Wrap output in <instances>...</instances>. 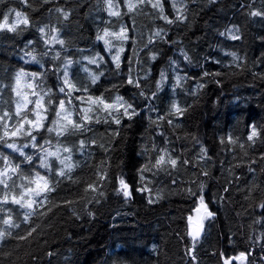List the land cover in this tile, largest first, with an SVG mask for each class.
<instances>
[{"label": "trees", "instance_id": "16d2710c", "mask_svg": "<svg viewBox=\"0 0 264 264\" xmlns=\"http://www.w3.org/2000/svg\"><path fill=\"white\" fill-rule=\"evenodd\" d=\"M31 3L36 10L23 0L0 4V22L5 14H9V23L14 21L12 9L28 14L32 21L30 27L21 25L24 30L18 34L0 31V71L13 79L19 69L30 73L40 68L36 72L46 73V86L56 89V82L61 83L57 77L66 59L65 47L68 60L74 51L86 52L101 44L97 33L108 28L111 16L105 0ZM184 5L187 18L174 24L158 19V12L147 4L131 13L139 14L137 21L126 17L132 40L123 59V82L113 87V81L102 80L92 91L99 95L106 89L119 90L139 115L131 120L124 117L119 125L110 124L119 135L105 136L104 148L89 145L82 151L83 160L70 173L78 183L65 179L51 193L59 206L47 215H39L47 211L41 207L24 222L26 209L4 205L12 209L10 215H15L13 221L20 227L8 228L12 235L0 241V264H223L224 258L254 251L261 261L256 263L258 258L249 256L248 264H264V209L258 206L264 201V160L260 159L264 155V17L249 15L264 10V0H186ZM57 8L67 11L68 18ZM165 14L169 18L177 14L171 0H165ZM44 25L60 30L63 47L44 44L36 31ZM234 28L239 29L241 39L229 37ZM160 29L161 35L155 36ZM45 51L46 56L42 55ZM29 52L42 60L40 65L31 60ZM57 52L60 59L53 60ZM155 52L160 57L154 69L147 71L141 63ZM178 64L183 68L180 77H187L181 80L180 91L182 106L188 111L169 125V108L155 102L152 93L157 91L160 73ZM129 70L140 80V88L127 83ZM205 72L221 75L204 76ZM8 93L12 102L17 99L10 88ZM159 116L165 119L158 120ZM251 125L261 130L255 144L247 141ZM78 136L61 139L71 145ZM229 136L236 142L228 143ZM52 140L55 144L54 135ZM159 148L168 149L177 158V166L153 168L144 173L147 180L141 181L138 170L151 167L149 162L155 161ZM5 152L12 155L0 144V153ZM39 153L29 150L34 157ZM185 160L189 163L184 164ZM98 169L106 173V179L99 181L97 191H85ZM121 178L132 190L130 199L117 192ZM145 185L149 191L137 190ZM201 197L207 206L204 211L214 215L204 219L203 237L193 247L188 217L193 221L197 209L203 210ZM65 200L72 203L66 205ZM7 215L0 212V216ZM6 227L0 223V230ZM32 227L36 231L27 240L16 238Z\"/></svg>", "mask_w": 264, "mask_h": 264}, {"label": "snow or ice", "instance_id": "6c2138e0", "mask_svg": "<svg viewBox=\"0 0 264 264\" xmlns=\"http://www.w3.org/2000/svg\"><path fill=\"white\" fill-rule=\"evenodd\" d=\"M49 2L50 0H43V3ZM211 2L215 3V0H211ZM2 3H4V0H0V4ZM23 3L28 7H32L33 10H36L31 0H23ZM105 3L107 4L106 10L109 16L117 17L118 19H122L123 15L127 13L136 11L140 4L151 5V7L158 12L157 18L162 19L167 24L182 22L187 18L184 15L186 6L183 4V0H171V6L177 13L172 18H169V16L165 14V0H136L135 3L133 0H105ZM120 4L124 5L127 9V13L120 10ZM178 4L180 5L179 7ZM56 11L61 13L64 19H67L69 16V13L64 9L57 8ZM11 12L15 13L14 21L9 23V14L3 15L2 22H0V31L6 30L18 34L20 31L24 30L20 27L21 25L25 26V28L32 25V21L28 14L22 11H16L15 9L10 10V13ZM249 15L264 17V10H253L250 11ZM36 31L41 34V39H43L46 46L50 44H59L63 47L65 45V40L60 38V30L58 28H50L48 25H44L37 27ZM53 32L55 35H51ZM162 32L163 29H160L154 35L160 36ZM221 35H225V33H221ZM228 35L232 40L241 39L238 28L229 30ZM45 37L47 38L45 39ZM106 37H113L115 40L121 42V46L117 49L116 54L112 56V61L115 64L116 70H120V53L124 51L122 46L123 43L130 39L129 28L121 24L118 31H111V29L105 28L102 34L97 33L96 39L103 41L106 49L111 52L112 48L116 47V45L113 44L112 39H106ZM151 42L150 39L149 43ZM29 44H31V41H29ZM27 55L31 56V60L35 63H40L37 57L32 55L31 52L27 53ZM42 55H48V51H45ZM231 55L236 59L235 53H231ZM152 58L155 59V56ZM52 59H60V53L57 52ZM86 59H88L90 64L98 63L95 57ZM99 59L103 61V57H99ZM185 59L189 58L185 56ZM73 63V61L65 59L62 73L57 77L61 82L58 88L61 97H56L53 95L51 89H45L43 87V81L46 75L45 72L29 73L24 69H19L15 72L14 84L8 86L15 93L17 99L12 102L14 104V109L9 108L7 111L0 109V144L10 149L12 153H17L18 157L14 159L10 154L0 153V212L9 213L7 218L0 216V223L7 226L5 229L0 230V241L12 235V233L8 231V228L20 227L19 224L13 221L10 215L12 209H6L4 205L11 203L21 209H26L24 212V222H28L33 215L37 214V209L47 207L46 212L39 213V215L44 216L47 215V212H51L53 207L59 206L55 204L50 197L51 193L55 192L65 179L73 183H78V181L73 180V177L70 175L74 168L79 167V162H73V150L76 148V143L74 142L69 145L61 139L62 137L83 135L91 131L89 127L90 124L101 122V112L106 114L103 117L104 123L112 122L117 125L121 123L124 117L131 120L139 115L134 105L128 100H125L122 96L117 95L113 98L105 97L103 94L93 95L89 91V86L87 84L80 83L73 78L72 73L69 71ZM55 71L59 72L60 69H55ZM84 71L87 72L88 69L85 68ZM102 75H104L103 72L98 75L92 74L91 83L96 84ZM203 75L219 76L221 73L205 72ZM182 79H187V77H176L174 89L175 87H182ZM164 80L165 74L161 72L160 81L157 82V91L152 93L153 97H156L157 92L162 89ZM217 82L219 83V81ZM127 83L135 88L141 87L140 80L132 75L131 70H129L128 73ZM113 87L116 86L114 85ZM197 87L203 88L204 85L198 84ZM24 88L30 89L31 91H24ZM105 91L108 90L106 89ZM76 93H81V95H76ZM139 94L144 95V92L141 91ZM192 94L195 95V93ZM75 101H78L79 104L74 103ZM150 110L154 111L155 109L153 108ZM187 111L188 107H183L173 101L167 113V116L171 117L167 120V123L173 125L174 119L183 116ZM157 119L164 120L165 117L159 116ZM42 132L48 134L47 137H40L43 139V144H41L40 139H38V135ZM53 134L55 136V144H53L52 140ZM113 135H119V132H114ZM260 137L261 130H258L257 125H251L247 141L251 144H255L256 140L260 139ZM20 140L24 142L17 143V141ZM227 142L235 143L236 141L233 137L229 136L227 137ZM221 143H224V139L221 140ZM90 144H96V141L79 140V148L77 150L83 151ZM98 146L100 148L105 147L104 144H99ZM29 147L37 149L42 153V155H39L37 158L40 161L39 168L45 170L43 173L34 166L33 156L24 151V149ZM153 147L155 148V146ZM156 151L158 155L155 161L149 162L151 167L145 165L138 170L141 181L147 180L144 173L146 171H151L153 168L164 170L166 166L172 168L177 166V158H173L168 149L159 148L156 149ZM201 152L206 155V149L203 147L201 148ZM260 159L264 160V155H262ZM54 162H58L59 167H55ZM183 163L188 164L189 161L185 160ZM101 164H103V161ZM25 165L30 166L27 171H25ZM249 170L252 171L253 169L250 168ZM204 174L207 175V172ZM104 179H106V173H104L102 169H98L96 179L87 183L85 191H97L99 181ZM17 180L20 181L19 184H17ZM119 185L120 187L117 189V192L122 194L126 200L130 199L132 190L129 184L121 178L119 180ZM137 190L142 192L149 191L146 185ZM148 202L153 203L154 201L149 197ZM64 203L67 205L71 204L72 201L65 200ZM201 205L206 210L207 206L203 205V197H201ZM258 206L264 209V201ZM197 211H199V209H197ZM89 215H91V213H89ZM213 215L212 212L206 211V216L201 218V222L196 225L194 230L192 229L193 218L191 216L188 217L190 228L188 234L192 236L193 247L203 229L202 220L212 217ZM35 231L36 227H32L26 234L19 235L16 238L27 240ZM250 254L251 253L240 252L238 256L224 258L223 264H233V261H247ZM48 255H52V253L49 252ZM193 259H195V257H193Z\"/></svg>", "mask_w": 264, "mask_h": 264}, {"label": "rangeland", "instance_id": "374dc122", "mask_svg": "<svg viewBox=\"0 0 264 264\" xmlns=\"http://www.w3.org/2000/svg\"><path fill=\"white\" fill-rule=\"evenodd\" d=\"M133 2L135 3L136 0H133ZM186 2V0H183V4ZM142 6H146V4H141V8ZM180 5L178 4V7ZM120 10L124 13H127V9L126 8H122L120 7ZM139 16V14H138ZM138 16H133V14L131 13H127L125 15H123L122 19H118L117 17H110V19H108V28L111 29V31H118L121 24L126 25L128 28L129 26L127 25L128 21L126 20V17L131 19L134 17L135 21H137ZM117 23L119 26H117ZM129 36H130V29H129ZM106 39H112L113 44L116 45V47L112 48V51L109 52L103 41H100L101 44L98 43L97 46H95L93 49L90 50H86V52H83L82 50H77L74 51L71 55H68V60L71 61H77L78 62V67L76 64H72L69 71L72 73L73 78L78 80L80 83L83 84H87L89 86V91L93 94L94 92L92 91L93 86L97 85L98 82H101L102 80H109V81H113L114 85H119L123 82V80L121 79L123 77L122 75V71L124 68V56L127 52V48L131 42V38L123 43V48L124 51L122 53H120V58H121V68L120 70H116L115 64L112 61V56L116 54L117 49L121 46V42L118 40H115V38L113 37H106ZM65 58L67 59V53H66V47L65 50L63 51ZM155 56V59H153L152 57ZM95 57L98 61L97 64H90L88 62V59L86 58H93ZM99 57H103V61H100ZM160 57V55H158L156 52L155 53H149L148 59L146 62H142L141 64L145 66V68L147 69V71H151L153 70V66H155V63L157 62V59ZM40 63L42 60H39ZM40 63L38 65H40ZM37 64V63H36ZM182 65V64H181ZM181 65H169L166 68L165 71V80L163 82L162 85V89L157 92L156 97H153L154 101L157 102L160 106H167L168 108H170V105L173 101L177 102L178 104H180L182 106V98H181V91L180 89L182 87H175L174 89V85H176V83H174V80L176 79L177 76H181L183 75V73L181 72L183 68H181ZM87 68L88 71L85 72L84 69ZM40 68H36L34 71L32 70V72H36L37 70H39ZM103 72L104 75L100 76V79L97 81L96 84H92L91 80H88V77L92 74H99ZM31 73V72H30ZM148 74H150L148 72ZM151 76H153L152 74H150ZM150 75H148L146 77V79L150 78ZM14 84V78L10 79L9 77L6 76V74H3L0 71V109L7 111L9 110V108L14 107V104L12 103V101L9 98V85ZM56 85H58V88L60 86L59 82H56ZM23 87V85H22ZM43 87L45 89H51L53 95H55L56 97H61V94L58 92V88L54 89V88H49L48 86H46L45 82L43 81ZM157 87V85H156ZM11 89V88H10ZM24 91H31L30 89L24 88ZM101 94H103L105 97H115L117 95L120 96V92L119 90H111V92L108 91H103ZM58 95V96H57ZM76 95H81V93H76ZM100 95V94H99ZM153 96V95H152ZM32 98V97H29ZM74 103L79 104L78 101H75ZM132 103V102H131ZM86 106V105H85ZM104 115H106L105 113L101 112L100 113V117H101V123L98 125L97 123H92L89 125V127L91 128V131H88L86 133H84L83 135L78 136V141L79 140H83L86 139V141H91V140H95L96 144H90V145H99V144H104V137L106 136V139H108V136H110L113 132V128L110 127L109 125L112 124V122L109 123H104L103 122V117ZM115 115V113H114ZM115 124V123H113ZM105 129V132H104ZM107 129V130H106ZM54 135V134H53ZM84 135H86L84 137ZM47 137L48 134L45 132H42L40 135H38V139H40V143L43 144V139H41L40 137ZM74 137V136H73ZM76 140V148H74V153H75V162H80L83 159L81 157H83L84 152L77 150L79 148L78 146V141ZM23 140L17 141V143H23ZM4 146V145H3ZM5 147V146H4ZM6 148V147H5ZM31 147L24 149V151L26 153L29 154V150ZM8 151L11 152L10 149L6 148ZM32 149V148H31ZM54 150V149H53ZM12 153V152H11ZM5 154H9L7 152H5ZM13 155V156H12ZM12 157L14 159H16L18 157L17 153H12ZM39 155H42V153L40 152ZM38 155V156H39ZM66 155V154H65ZM86 155V152H85ZM38 156H33L34 158V166L37 168V170H39L40 172H44V169L39 168V159L37 158ZM25 171L28 170V168L30 166L25 165ZM54 166L55 167H59L58 162H54ZM17 184L20 183L19 180L16 181ZM15 217V215H12V218ZM15 219V218H13Z\"/></svg>", "mask_w": 264, "mask_h": 264}, {"label": "flooded vegetation", "instance_id": "af4514ba", "mask_svg": "<svg viewBox=\"0 0 264 264\" xmlns=\"http://www.w3.org/2000/svg\"><path fill=\"white\" fill-rule=\"evenodd\" d=\"M205 216H206V211L203 213V217H205ZM203 221H204V219H203ZM246 253H251L249 256H253V257H255V259L258 258L256 260V263L261 261V259L258 256V254H259L258 252L255 253V251H254V252H246ZM249 256H248L247 261H242L240 264H248L251 261V258Z\"/></svg>", "mask_w": 264, "mask_h": 264}, {"label": "water", "instance_id": "95a60500", "mask_svg": "<svg viewBox=\"0 0 264 264\" xmlns=\"http://www.w3.org/2000/svg\"><path fill=\"white\" fill-rule=\"evenodd\" d=\"M195 227H196V225L192 228L193 230L195 229ZM202 233H203V229H202V231H201V233H200V235H199V237H201L202 236Z\"/></svg>", "mask_w": 264, "mask_h": 264}, {"label": "bare ground", "instance_id": "6f19581e", "mask_svg": "<svg viewBox=\"0 0 264 264\" xmlns=\"http://www.w3.org/2000/svg\"><path fill=\"white\" fill-rule=\"evenodd\" d=\"M187 70V69H186ZM242 97V96H241ZM238 98V97H237ZM242 100V99H241ZM238 101V100H237ZM147 102V101H146ZM154 104V103H153ZM165 116H166V114H165ZM89 210V209H88Z\"/></svg>", "mask_w": 264, "mask_h": 264}]
</instances>
